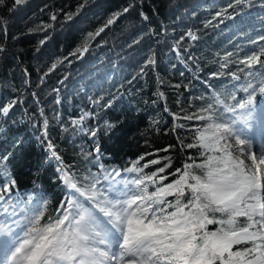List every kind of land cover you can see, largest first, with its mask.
Wrapping results in <instances>:
<instances>
[{
    "label": "trees",
    "instance_id": "16d2710c",
    "mask_svg": "<svg viewBox=\"0 0 264 264\" xmlns=\"http://www.w3.org/2000/svg\"><path fill=\"white\" fill-rule=\"evenodd\" d=\"M261 37L264 0H22L19 6L0 0V105L16 101L8 115L0 114V157L10 155L0 166L15 179L13 201L37 197L17 211L39 207L41 227L60 214L69 190L49 143L81 186L90 173L104 185L113 170L135 165L142 173L124 174L151 176L169 165L157 183H148L149 194L178 179L176 169L183 171L185 163L219 155L184 147L198 145L195 129L207 123L186 117L207 115L200 109L213 97L233 105L247 99L242 87L248 83L256 88L254 106L264 110ZM253 54L259 64L240 63ZM190 195L186 191L182 203ZM163 199L174 203L176 196Z\"/></svg>",
    "mask_w": 264,
    "mask_h": 264
},
{
    "label": "snow or ice",
    "instance_id": "6c2138e0",
    "mask_svg": "<svg viewBox=\"0 0 264 264\" xmlns=\"http://www.w3.org/2000/svg\"><path fill=\"white\" fill-rule=\"evenodd\" d=\"M21 3L22 0H13L14 6ZM141 16L147 19L143 13ZM113 22L110 18L105 27ZM103 31L104 28L99 29L95 35ZM240 63L251 68L260 63V57L253 54ZM55 68L53 64L52 69ZM242 91L248 93L247 99L233 105L213 97L214 103L206 102L207 107L200 109L207 115L186 117L207 123L195 129L198 145L184 147H199L204 150L201 155L206 152L219 155H207L200 164L185 163L183 171L176 169L178 179L151 194L147 191L148 183H157L155 177L169 165L151 176L124 174L142 173L135 165L123 171L113 170L103 177L104 185L90 173L84 177L88 183L81 186L64 170L66 166L49 143L48 150L61 162L57 171L63 173L69 191L54 222L41 227L39 222L44 213L39 207L17 211L25 203L32 205L36 195L31 194L26 201H13L15 179L6 167L0 166V176L5 178L0 184V264H264V171L260 167L264 159L257 161L256 156L249 155L248 166L230 151L235 147L244 154L241 146L251 148L258 138L264 141V110L258 111L254 106L256 88L248 83ZM259 92L264 93V84L259 85ZM227 97L236 99L232 93ZM15 103L13 100L7 106L0 105V114L8 115ZM237 109L241 110L240 115H236ZM226 113L233 115L226 118ZM83 119L72 123L79 126ZM240 123L242 128L237 126ZM91 136H96L94 130ZM95 151L99 152V148ZM9 158L10 155L0 157V162ZM193 167L203 169V175L194 174ZM164 179L160 177L161 181ZM186 191L191 195L182 203ZM168 195L176 196L174 203L163 199ZM170 208L174 210L168 211ZM238 217H245L246 222L238 224ZM213 224L220 227L208 230ZM242 244L250 246L235 247Z\"/></svg>",
    "mask_w": 264,
    "mask_h": 264
},
{
    "label": "bare ground",
    "instance_id": "6f19581e",
    "mask_svg": "<svg viewBox=\"0 0 264 264\" xmlns=\"http://www.w3.org/2000/svg\"><path fill=\"white\" fill-rule=\"evenodd\" d=\"M232 144L235 145V143H232ZM241 147H243V146H241ZM253 148H254V151L256 153V158H258L259 156H264V149H263V143L262 142H260L259 140H256L255 144L253 145ZM230 151H232L233 156L239 157L240 159H243L245 164H246V162H249L251 164V160L249 159V155H251V150L245 149L244 154H241L234 147L233 149H230Z\"/></svg>",
    "mask_w": 264,
    "mask_h": 264
},
{
    "label": "rangeland",
    "instance_id": "374dc122",
    "mask_svg": "<svg viewBox=\"0 0 264 264\" xmlns=\"http://www.w3.org/2000/svg\"><path fill=\"white\" fill-rule=\"evenodd\" d=\"M256 140H259L260 142L263 143V149H264V142H263L261 139H256ZM231 143H235V141L232 140ZM243 147H244L245 149H250V148H248L247 146H243ZM246 164H248V162H246ZM128 259H131V258H128Z\"/></svg>",
    "mask_w": 264,
    "mask_h": 264
}]
</instances>
